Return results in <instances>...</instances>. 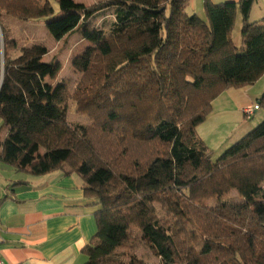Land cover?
<instances>
[{"label": "trees", "instance_id": "16d2710c", "mask_svg": "<svg viewBox=\"0 0 264 264\" xmlns=\"http://www.w3.org/2000/svg\"><path fill=\"white\" fill-rule=\"evenodd\" d=\"M189 2L0 0V163L82 176L99 209L81 264H264V120L215 160L197 132L223 91L263 78L264 25L250 21L255 0H204L206 19ZM107 10L108 33L90 24ZM10 16L44 20L55 40L82 29L92 45L72 93L45 45L9 36ZM69 100L91 124L69 120ZM134 233L157 263L131 252Z\"/></svg>", "mask_w": 264, "mask_h": 264}, {"label": "crops", "instance_id": "0c3cea01", "mask_svg": "<svg viewBox=\"0 0 264 264\" xmlns=\"http://www.w3.org/2000/svg\"><path fill=\"white\" fill-rule=\"evenodd\" d=\"M202 7L204 0H190L187 9L196 13ZM262 15L264 0H255L250 19L257 21ZM244 103L242 109L252 104ZM84 188L78 173L35 176L0 163V257L4 264L84 262L82 249L97 232L94 213L99 209L96 199L85 196Z\"/></svg>", "mask_w": 264, "mask_h": 264}, {"label": "rangeland", "instance_id": "374dc122", "mask_svg": "<svg viewBox=\"0 0 264 264\" xmlns=\"http://www.w3.org/2000/svg\"><path fill=\"white\" fill-rule=\"evenodd\" d=\"M100 1L102 0H76V2L87 6L94 5ZM54 5L58 9L57 2ZM187 13L191 14L190 9H187ZM196 13L200 18L206 19L203 7L201 10L196 11ZM263 16L258 17L257 26L264 25V22L261 20ZM250 21L255 22L256 20L250 19ZM113 22L114 14L111 10L99 13L90 20L92 26L103 29L106 33L110 31ZM242 25L243 17L238 13L232 31V39L238 47L243 45L241 36ZM6 26L9 36L18 39L20 46L31 45L33 43L45 45L49 52L44 60L59 61L63 65V70L57 81L65 83L71 93L74 91L82 78V73L73 67V61L92 45L90 41L83 37L82 29H77L62 40H55L49 35L44 20L25 21L10 16L6 20ZM50 82L53 84L57 83L51 80ZM263 93L264 76L253 86L227 89L215 99L212 111L197 128L198 137L208 147L213 160L217 159L226 148L240 140L264 120V117L260 119L261 116H264V106L251 117H247L242 111L245 107L243 109L241 107L244 101L258 104V100ZM243 94L246 97H243ZM67 105L69 120L71 122L83 125L92 123L88 115H84L78 111L76 103L73 100H69ZM1 124L2 120L0 119V126ZM227 199L233 202L241 201V197L236 190L232 191ZM133 237L134 239L129 243L131 252L146 262L157 263L158 258H156L145 242L136 236V233H134Z\"/></svg>", "mask_w": 264, "mask_h": 264}, {"label": "built area", "instance_id": "2783aa9c", "mask_svg": "<svg viewBox=\"0 0 264 264\" xmlns=\"http://www.w3.org/2000/svg\"><path fill=\"white\" fill-rule=\"evenodd\" d=\"M260 107L258 104H251L244 108V114L247 117H251ZM0 264H4L2 258L0 257Z\"/></svg>", "mask_w": 264, "mask_h": 264}, {"label": "water", "instance_id": "95a60500", "mask_svg": "<svg viewBox=\"0 0 264 264\" xmlns=\"http://www.w3.org/2000/svg\"><path fill=\"white\" fill-rule=\"evenodd\" d=\"M0 34H1V37H2V32L0 30ZM4 58H2L3 60ZM3 72H4V60L2 61V75H1V79H0V89H1V86H2V82H3Z\"/></svg>", "mask_w": 264, "mask_h": 264}]
</instances>
